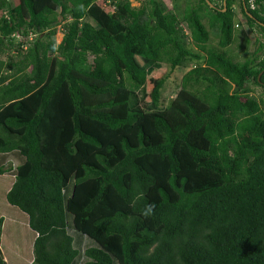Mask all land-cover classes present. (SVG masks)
Segmentation results:
<instances>
[{"label": "trees", "instance_id": "16d2710c", "mask_svg": "<svg viewBox=\"0 0 264 264\" xmlns=\"http://www.w3.org/2000/svg\"><path fill=\"white\" fill-rule=\"evenodd\" d=\"M133 1L0 0V264H264V0Z\"/></svg>", "mask_w": 264, "mask_h": 264}, {"label": "rangeland", "instance_id": "374dc122", "mask_svg": "<svg viewBox=\"0 0 264 264\" xmlns=\"http://www.w3.org/2000/svg\"><path fill=\"white\" fill-rule=\"evenodd\" d=\"M14 1L16 0H12V2L14 3ZM146 0H142V2H138V1H133V6H140L143 4V2H145ZM166 5L168 6H172L173 4V0H163ZM221 0H217V2H220ZM107 4V3H106ZM181 4V8H185V2L181 1L180 2ZM106 7V6H105ZM235 7L237 8L238 10V18L241 19V20H245V17L242 16V12H241V9H240V0H236V4H235ZM242 30H245L246 29V24L243 22L242 23ZM252 31H249L247 35V37L250 38L251 40V44L247 45L244 43V38H245V35H242V36H239L240 38H238V41L235 42L231 47H230V50H233V53L235 55V59L238 60V61H244L246 60L247 57H249L250 53L253 52L255 49L258 48V45L262 42H264V37L262 36V34L259 32L258 29H256V27L252 28L251 29ZM31 36H30V39L31 40ZM63 39V33L62 31L58 32L56 34V41L57 43H60L61 40ZM20 40V38H18L16 40V44L15 46L13 47V50H11L10 52H8V55L5 58V60H8V58H13V56H16V47H17V43L18 41ZM243 42V43H241ZM256 42V44H255ZM239 44H244V48H239ZM210 45L212 46H218V38L215 37V35H213V39H211V42H210ZM25 49L28 47L27 46H24ZM227 50V49H226ZM262 56V54H259ZM193 64L188 62L187 66L185 67H181L180 69L176 70L173 74L170 75V78L167 79V82L162 90V103L164 105H167L178 93L179 91V86H180V82H181V78L183 76V74L189 70V68H191ZM169 70H165L164 72H168ZM255 91L253 92V95H260L262 93V88L261 87H255ZM1 181H4L2 179H0V185H1ZM6 184L4 182L3 186L6 187ZM4 187H1L0 188V203H2V194L4 193V190L3 188ZM14 219V221H17L15 220V218H12V220ZM9 229H13L11 232L9 231ZM6 233L3 235V244L4 246H9V247H15V248H20L21 246L19 245V242H17V240H21V237H20V233H24L25 231L24 230H21V228H19L17 225H13L11 222L8 223L7 225V229H6ZM20 231V232H19ZM27 234V232H26ZM13 245V246H12ZM29 264V263H27Z\"/></svg>", "mask_w": 264, "mask_h": 264}, {"label": "clouds", "instance_id": "9594fccd", "mask_svg": "<svg viewBox=\"0 0 264 264\" xmlns=\"http://www.w3.org/2000/svg\"><path fill=\"white\" fill-rule=\"evenodd\" d=\"M250 2L253 3V0H251ZM151 210H152V209H151V206H149L147 212H151ZM147 212H146L145 214H147Z\"/></svg>", "mask_w": 264, "mask_h": 264}, {"label": "water", "instance_id": "95a60500", "mask_svg": "<svg viewBox=\"0 0 264 264\" xmlns=\"http://www.w3.org/2000/svg\"><path fill=\"white\" fill-rule=\"evenodd\" d=\"M224 4H225V7L227 6V0H225V2H224ZM226 10V8L224 9V11ZM261 76V75H260ZM260 76H259V79H260Z\"/></svg>", "mask_w": 264, "mask_h": 264}, {"label": "built area", "instance_id": "2783aa9c", "mask_svg": "<svg viewBox=\"0 0 264 264\" xmlns=\"http://www.w3.org/2000/svg\"><path fill=\"white\" fill-rule=\"evenodd\" d=\"M17 37H18V38H21V35H20V34H18V35H17Z\"/></svg>", "mask_w": 264, "mask_h": 264}]
</instances>
